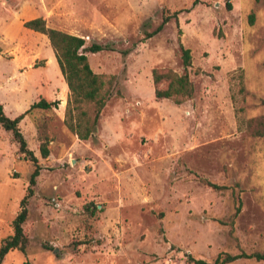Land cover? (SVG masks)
<instances>
[{"label": "rangeland", "instance_id": "374dc122", "mask_svg": "<svg viewBox=\"0 0 264 264\" xmlns=\"http://www.w3.org/2000/svg\"><path fill=\"white\" fill-rule=\"evenodd\" d=\"M193 2L0 0L5 114L15 118L41 98L59 103L19 123L41 170L22 226L25 252L1 264H213L224 254H264V135L253 134L264 132V0ZM38 17L109 47L87 55L112 82L87 140L65 125L68 89L48 39L23 27ZM179 45L190 51L194 95L175 104L154 97L151 72L182 75ZM33 169L0 126V245Z\"/></svg>", "mask_w": 264, "mask_h": 264}, {"label": "trees", "instance_id": "16d2710c", "mask_svg": "<svg viewBox=\"0 0 264 264\" xmlns=\"http://www.w3.org/2000/svg\"><path fill=\"white\" fill-rule=\"evenodd\" d=\"M197 3L194 0L193 5ZM179 12L170 16H164L161 24L155 31L148 33V38L159 33L165 24L172 18L177 20ZM23 27L33 32L44 35L53 51L56 63L64 82L68 89V97L65 109V125L73 132L78 139L87 140L95 131L101 111L103 110L107 99L109 98V87L112 82L107 81L104 75L95 74L88 63V54H96L108 50V46L97 43L86 44L83 38L64 33L62 31L50 28L46 25L44 19L38 17L23 23ZM179 33V31H178ZM181 52V61L184 73L178 75L170 69L155 68L151 72L154 97L156 99H169L175 104H181L185 99H191L194 95V85L189 79L187 69L191 67V55L188 49L179 45ZM1 53V47H0ZM239 92L244 93L242 75L238 76ZM106 85H109L106 88ZM264 104V100L261 101ZM58 101H46L39 99L32 104L29 109L19 114L15 118L8 117L0 103V126L12 135L14 142L18 146V152L23 158L33 165V171L29 177L28 187L25 195L20 200V210L12 221L13 234L0 245V264L3 262L7 253L13 250L25 252L27 238L23 232V224L28 217V200L33 196L36 178L39 176L41 167L33 151L27 146L26 139L19 128V123L30 114L32 110H52L57 109ZM257 136H263L264 132L253 133ZM39 151L42 158H47L49 151L47 141L40 143ZM209 187L218 190L221 187L212 183H206ZM96 208V206H95ZM239 209H237L238 212ZM239 259H254L264 262V254L254 253L238 255H219L213 264H228ZM195 264H205L203 261H194ZM25 264H28L27 262Z\"/></svg>", "mask_w": 264, "mask_h": 264}]
</instances>
